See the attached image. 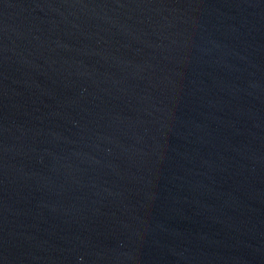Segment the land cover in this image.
<instances>
[{
    "label": "water",
    "instance_id": "1",
    "mask_svg": "<svg viewBox=\"0 0 264 264\" xmlns=\"http://www.w3.org/2000/svg\"><path fill=\"white\" fill-rule=\"evenodd\" d=\"M0 264H264V0H0Z\"/></svg>",
    "mask_w": 264,
    "mask_h": 264
}]
</instances>
